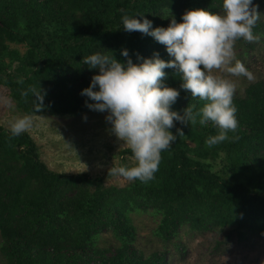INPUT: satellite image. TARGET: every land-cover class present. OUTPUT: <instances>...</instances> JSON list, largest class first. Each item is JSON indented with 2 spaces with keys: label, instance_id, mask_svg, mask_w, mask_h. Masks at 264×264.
<instances>
[{
  "label": "trees",
  "instance_id": "trees-1",
  "mask_svg": "<svg viewBox=\"0 0 264 264\" xmlns=\"http://www.w3.org/2000/svg\"><path fill=\"white\" fill-rule=\"evenodd\" d=\"M257 5L264 7V0H253ZM193 8L223 11L222 0H0V84L28 113L90 111L89 98L81 92L99 70H90L84 57L115 54L126 61L121 50L127 48L133 62H140L138 55L157 53L172 59L153 37L125 31L122 18L146 17L153 27H167L172 17L180 22ZM12 43L25 44L26 53ZM165 72L164 84L180 89L172 109L183 115L194 105L193 111H199L206 101L180 87L175 69ZM31 89L44 94L40 111H35ZM234 104L239 127L228 133L229 140L209 147L205 142L218 134V127L175 122L172 132L182 128L185 135L162 152L155 179L124 188L106 187L103 177L51 170L29 133L12 136L0 125L5 264H165L160 253L146 257L133 247L132 214L141 212L159 217L156 232L166 239L184 225L198 231L230 227L240 240L264 234V80L250 84L243 96L235 94ZM121 154L134 158L130 148ZM218 157L223 173L211 161ZM105 230L117 240L114 254L98 246Z\"/></svg>",
  "mask_w": 264,
  "mask_h": 264
},
{
  "label": "clouds",
  "instance_id": "clouds-1",
  "mask_svg": "<svg viewBox=\"0 0 264 264\" xmlns=\"http://www.w3.org/2000/svg\"><path fill=\"white\" fill-rule=\"evenodd\" d=\"M222 13L205 8L185 11L180 22L172 17L167 27H153L146 17L122 18L127 32L139 31L153 37L166 46L172 59L164 60L159 54L133 62L129 50L121 55L95 53L83 58L89 69H98L90 85L83 89L86 106L90 110L107 112L106 120L112 133L133 156L131 167H112V175L148 183L155 179L162 152L169 149L177 137L185 135L182 128L173 133L175 122L201 126L211 122L219 128L218 134L210 136L206 145L212 147L229 140L228 133L239 127L237 107L234 104L236 83L226 78L244 77L253 80V73L236 58L235 43L243 39L248 43L258 40L254 27L259 19L253 0H222ZM166 68L175 69L182 83L180 87L191 93L192 98L206 101L199 111L194 105L184 109L183 115L172 109L180 96V89L164 84ZM35 96V111L44 107L41 90H30ZM25 96L28 92L23 93ZM87 119V117H85ZM33 126L29 116L18 118L10 128L12 136H19ZM239 137H235L238 139Z\"/></svg>",
  "mask_w": 264,
  "mask_h": 264
},
{
  "label": "rangeland",
  "instance_id": "rangeland-1",
  "mask_svg": "<svg viewBox=\"0 0 264 264\" xmlns=\"http://www.w3.org/2000/svg\"><path fill=\"white\" fill-rule=\"evenodd\" d=\"M255 7L259 19L253 31L258 40L248 43L241 39L235 43L236 58L253 73L254 79L250 81L222 74L235 81L238 96H243L250 84L264 80V7ZM11 47L23 55L28 49L25 44L18 43H12ZM107 114L94 110L79 115L49 111L28 113L18 107L10 90L0 84V125L10 130L18 118L29 116L33 126L27 133L39 146L40 160L51 170L65 175L87 174L94 179L103 177L106 187L124 188L132 181L112 175L110 169L113 166L130 167L135 161L122 156L121 153L129 147L112 133ZM189 144L195 145L191 141ZM222 157L211 160L214 169L220 173H223L224 166ZM132 217L133 247L146 257L160 253L165 264H264V234H251L248 239L240 240L230 227L198 231L184 225L177 234L166 239L156 232L159 217L146 212L134 213ZM2 246L0 231V262L5 264ZM98 246L107 254H114L118 243L111 230L102 231Z\"/></svg>",
  "mask_w": 264,
  "mask_h": 264
}]
</instances>
